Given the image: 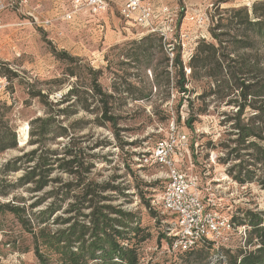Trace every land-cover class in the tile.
Segmentation results:
<instances>
[{
  "label": "rangeland",
  "instance_id": "374dc122",
  "mask_svg": "<svg viewBox=\"0 0 264 264\" xmlns=\"http://www.w3.org/2000/svg\"><path fill=\"white\" fill-rule=\"evenodd\" d=\"M3 1L7 4L13 0ZM169 1L177 6L180 31L184 35L182 41L187 47H193L194 53L201 39L213 41L209 27L216 21L217 7L250 8L253 2L264 0ZM190 9H199V14L207 16L208 25L197 26L190 20ZM18 13L7 6L0 14L4 25L0 28V146L10 143L12 135H15L16 142L15 147L0 151V189L9 190V194L0 196V203L7 202L16 195L17 200L28 205L50 189L47 186L40 192H32L28 185L8 187L7 183L14 181L23 171L5 173L2 165L34 148L35 145L29 142L30 136L25 145L20 146L17 142L24 124L29 126V135L33 119L55 113L46 140L49 150L67 142L68 137L54 136L56 127L65 126L69 137L72 136L69 140L72 149L80 154L81 160L93 163L90 178L101 184L112 175H119L113 183L128 185L125 190L128 196L116 194L114 202H121L125 210L135 212L140 226L147 233V237L136 244L142 264H228L231 256L243 249L236 237L231 239L228 246L197 247L189 252L168 250L167 243L161 238L162 226L158 222L160 214L148 209L151 199L158 197L162 191L163 183L156 182V178L164 171L144 164L139 158H142V154L148 156L150 147L160 137H164L174 123L179 130L187 133L196 168L206 166L211 178H232L228 170L237 161L225 160L226 150L220 144L228 138V131L234 123L231 117L236 108L227 104L232 96L222 97L223 89L213 87L212 80L202 74L193 79L190 73L186 74L184 68L186 87L190 91L187 94L181 93L178 84L180 77L176 73L177 68L172 66L174 57H169L167 46L157 37L142 36L140 29L127 26L114 9L105 16L107 26L104 31L91 29L88 34L80 33L79 36L86 40L82 45L58 38L51 39L55 37L54 34L28 24ZM61 26L59 24L58 28ZM181 48L178 41L174 44L173 51L174 56L179 51L183 62ZM54 51L65 52L75 61L57 57ZM245 52L248 53L247 50ZM249 53L253 55L262 52L256 46V50ZM257 59L258 65H263V58ZM91 60H95L93 65ZM188 62L189 60L185 62L187 68ZM71 71L75 76L69 74ZM89 71H97L96 82L103 92L110 95L107 100L110 113L114 116L113 122L101 118V98L91 88ZM71 86H75L77 95L86 100L88 110L82 109L81 104L73 105L69 109L71 114L64 117L56 115L57 109L76 101L77 95L70 96L68 102L53 104L49 108L40 102L39 97H31L28 93L41 90L47 94V101L54 103ZM210 91L214 93L209 94ZM244 113V118L252 114L249 108ZM191 115L194 118L189 127L187 119ZM33 127H38V123H33ZM187 162L186 156L181 164L186 167ZM26 165L28 164L24 163ZM55 175H60L62 180L69 178L65 173L56 172H52L50 177ZM259 175L260 171H257L255 179L247 182L246 187L234 191V197L243 199L244 210L264 213V189L257 181ZM78 192L77 187H72L70 195ZM70 198L73 200L74 197ZM237 212L235 214L233 210V218L246 221L241 210ZM49 227L54 229L56 225L50 224ZM37 243L40 244L41 240H35L33 233L27 231L14 214L0 213V264H38L34 253ZM54 257L52 255V260Z\"/></svg>",
  "mask_w": 264,
  "mask_h": 264
},
{
  "label": "trees",
  "instance_id": "16d2710c",
  "mask_svg": "<svg viewBox=\"0 0 264 264\" xmlns=\"http://www.w3.org/2000/svg\"><path fill=\"white\" fill-rule=\"evenodd\" d=\"M216 11V21L209 27L213 41L201 39L198 42L187 63L190 77L195 79L202 74L214 82L213 87L223 89L222 97L232 96L227 104L236 108L231 117L234 123L230 126L228 138L220 143L226 150L225 160L237 161L231 165L228 172L232 174V180L242 185L254 180L256 172L260 171L257 181L264 189V62L259 66L257 59L264 60V1H255L250 8L217 7ZM142 36H155L161 40L155 33H144ZM256 46H259L262 53L251 55L249 52L256 50ZM54 52L57 57L75 61L65 52ZM184 65L179 51H176L172 66L177 68L176 73L180 77L179 91L187 94L190 90L186 87ZM69 74L75 76L73 71ZM89 74L91 88L101 98V118L113 122L114 116L110 113L107 100L110 95L103 92L96 82L97 71H89ZM211 88L212 85L209 89ZM77 92L76 87L71 86L61 95L60 100L54 103L47 101V94L41 90L28 93L31 97H39L40 102L49 107L70 101V96L77 95ZM211 93L214 92L210 91L209 94ZM77 104L88 110L86 100L77 95L76 101L57 109L56 115L68 116L71 114L69 109ZM246 108H249L252 114L244 118ZM54 114L33 119L30 122L29 142L35 145L34 148L7 160L2 165V171L5 173L23 171L14 181L7 183L8 187L28 185L32 192H40L47 186H50V189L28 205L13 195L7 202L0 203V213L14 214L23 227L33 233L35 240H41V243L34 247L38 264H142L136 244L144 240L147 233L140 226L139 217L135 212L125 210L121 202H114L117 195L128 196L125 192L128 185L113 183L119 175H112L101 184L90 178L93 163L84 162L80 154L72 149L69 141L72 136L69 137L65 126L56 127L54 136L68 137L67 142L49 150L46 140L49 126L55 119ZM193 118L192 115L188 117L187 126L191 127ZM33 123H38V127L34 128ZM15 146V135H12L10 143L1 145L0 151ZM24 163L28 165L24 166ZM203 168L197 167L196 170L203 172ZM52 172L65 173L69 178L62 180L60 175L50 177ZM156 182L164 184L161 180ZM72 187H77L79 192L70 195ZM105 191L116 193L103 194ZM7 194L9 190L0 189V196ZM70 197H74L73 200ZM38 206L41 208L37 209ZM243 208L245 207L242 205H236L234 211L237 214V211L241 210L246 221H237L233 216L232 219L237 225L248 227L247 248L239 249L236 255L231 256L228 264H264V213H255ZM148 209L157 211L150 203ZM161 219L159 215L158 222L161 223ZM50 224H55L56 227L50 229ZM160 226L161 238L168 243L170 239L165 235L162 223ZM197 247L218 246L201 242L190 249L176 252H189ZM52 255L55 256L54 260Z\"/></svg>",
  "mask_w": 264,
  "mask_h": 264
},
{
  "label": "built area",
  "instance_id": "2783aa9c",
  "mask_svg": "<svg viewBox=\"0 0 264 264\" xmlns=\"http://www.w3.org/2000/svg\"><path fill=\"white\" fill-rule=\"evenodd\" d=\"M113 5L127 26L137 27L142 34H157L167 46L171 59L174 57V44L178 41L184 64L190 59L193 47H187L182 41L184 35L178 25L177 6H170L169 3L156 0H69L68 5L54 15L39 17V6H31L30 0H13L7 4L0 0V13L9 6L24 15L28 24L46 32L53 30L57 37H68L74 43H80L83 41L80 33L88 34L91 29L104 31L106 23L102 14ZM189 14V19L197 26L208 25V17L199 14V11ZM57 21L62 22L60 28L56 27ZM94 61H90L91 65ZM183 68L186 74L190 73L189 67L184 65ZM148 153V156L142 154L139 161L164 171L156 178L164 182L162 191L158 197L151 199L150 205L162 218L160 221L165 235L170 239L168 250H187L201 242L228 246L233 237L243 248L246 247L248 227L237 225L231 215L236 205L244 204L243 199L234 197V193L246 184L240 185L227 176L211 178L206 166H203V172L197 171L187 133L179 130L174 123L164 137L155 141ZM186 156L188 166L184 167L182 161Z\"/></svg>",
  "mask_w": 264,
  "mask_h": 264
},
{
  "label": "crops",
  "instance_id": "0c3cea01",
  "mask_svg": "<svg viewBox=\"0 0 264 264\" xmlns=\"http://www.w3.org/2000/svg\"><path fill=\"white\" fill-rule=\"evenodd\" d=\"M68 1L69 0H30V5L31 6H34V5H38L39 6V8H37V15L39 16V17H43V16H52V15H54L55 13H56V11H58L59 9H62V8H65L67 5H68ZM156 1H158V2H160V3H163V4H167V3H169V5L170 6H173L171 3H170V1L169 0H156ZM116 10V7L113 5V6H111L109 9H108V11H106L105 13H103L102 14V16H103V19H106L105 18V16L106 15H108V12L109 11H111V10ZM188 9V8H187ZM191 11H199L200 12V10L199 9H190L189 10V12H191ZM2 13V12H1ZM0 13V14H1ZM19 15H20V17L22 18V19H27L24 15H22L21 13H18ZM21 22V21H20ZM105 23L107 24V21H105ZM59 24H62V22H59V21H57L56 22V27H58V25ZM105 24V27L107 26ZM178 25H180V29H181V24L179 23V21H178ZM4 26V25H3ZM3 26H1L0 28H2ZM39 29V28H38ZM42 30V29H41ZM42 31H44V30H42ZM44 32H46V31H44ZM48 32V31H47ZM46 32V33H47ZM54 34L55 35V32L52 30V31H49L48 32V34ZM53 38H58L59 40H61V41H63V40H66V41H69V42H71L72 41V39L71 38H69L68 39V37H57L56 35H55V37H51V39H53ZM82 42H80L81 43V45L83 44V42H85L86 40H84V38H82ZM78 44V43H77ZM84 47H85V45H83Z\"/></svg>",
  "mask_w": 264,
  "mask_h": 264
},
{
  "label": "bare ground",
  "instance_id": "6f19581e",
  "mask_svg": "<svg viewBox=\"0 0 264 264\" xmlns=\"http://www.w3.org/2000/svg\"><path fill=\"white\" fill-rule=\"evenodd\" d=\"M28 129H29V126L28 124H24L22 127H21V131H20V135L18 136V144L20 146L22 145H25L27 140H28Z\"/></svg>",
  "mask_w": 264,
  "mask_h": 264
},
{
  "label": "water",
  "instance_id": "95a60500",
  "mask_svg": "<svg viewBox=\"0 0 264 264\" xmlns=\"http://www.w3.org/2000/svg\"><path fill=\"white\" fill-rule=\"evenodd\" d=\"M18 142V141H17Z\"/></svg>",
  "mask_w": 264,
  "mask_h": 264
}]
</instances>
